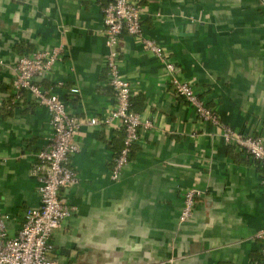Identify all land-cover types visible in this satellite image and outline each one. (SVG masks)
Segmentation results:
<instances>
[{
  "label": "crops",
  "instance_id": "obj_1",
  "mask_svg": "<svg viewBox=\"0 0 264 264\" xmlns=\"http://www.w3.org/2000/svg\"><path fill=\"white\" fill-rule=\"evenodd\" d=\"M105 2L0 0V215L9 236L40 205L31 168L53 134L35 97L23 91L16 99L15 67L23 56L60 48V60L37 83L79 119V152L72 158L77 182L61 193L74 212L53 233L49 257L58 264H264L257 239L264 167L202 122L142 39L126 34L120 71L132 85L133 110L152 126L142 128L121 180H112L124 132L89 124L115 105ZM141 20L143 38L162 46L225 123L264 142V0H143ZM190 189L200 195L181 223Z\"/></svg>",
  "mask_w": 264,
  "mask_h": 264
},
{
  "label": "built area",
  "instance_id": "obj_2",
  "mask_svg": "<svg viewBox=\"0 0 264 264\" xmlns=\"http://www.w3.org/2000/svg\"><path fill=\"white\" fill-rule=\"evenodd\" d=\"M142 3L143 0H107L103 10L104 36L108 49L106 71L109 85L115 94V105L103 120L93 118L89 124L119 127L124 132L123 147L111 172L112 180H121L125 168L130 164L132 148L140 140L142 128L152 126L149 121L143 122L141 115L133 110L132 85L120 71V51L125 34L142 39L145 49L164 65L166 77L176 96L192 106L202 122L218 129L227 145L245 151L264 167L263 140L237 132L225 123L196 93L193 84L179 77V68L162 46L155 40L143 38ZM60 58V48L41 50L31 56L21 57L15 67L16 99L21 98L23 91L35 97L48 110L53 134L48 146L37 152L31 168V175L39 183L40 205L26 210L24 223L15 237L9 236L5 219L0 215V264H58L48 255L53 249L52 235L74 212V208L61 193L77 182L72 158L79 152L75 137L79 132L80 121L68 112L63 100L42 89L37 83L38 79L53 70ZM71 92L77 94L79 90L72 89ZM199 195L196 189L185 193L181 223L191 219ZM257 239L264 257V230L257 234Z\"/></svg>",
  "mask_w": 264,
  "mask_h": 264
},
{
  "label": "trees",
  "instance_id": "obj_3",
  "mask_svg": "<svg viewBox=\"0 0 264 264\" xmlns=\"http://www.w3.org/2000/svg\"><path fill=\"white\" fill-rule=\"evenodd\" d=\"M104 1H106V2H105V6H106V5H107V0H104ZM105 6H104V7H105ZM231 147H233V146H231ZM121 149H122V147H121ZM133 149H134V146H133L132 151H131L130 159H131L132 154H133ZM242 152H245V151H242ZM119 153H120V150H119V152L116 154V158L119 156ZM249 156H250V155H249Z\"/></svg>",
  "mask_w": 264,
  "mask_h": 264
}]
</instances>
